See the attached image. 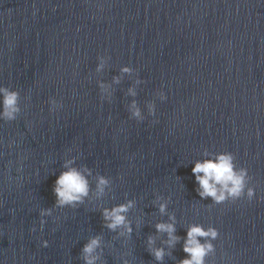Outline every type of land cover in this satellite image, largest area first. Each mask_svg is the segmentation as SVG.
<instances>
[{"label":"water","instance_id":"95a60500","mask_svg":"<svg viewBox=\"0 0 264 264\" xmlns=\"http://www.w3.org/2000/svg\"><path fill=\"white\" fill-rule=\"evenodd\" d=\"M0 86L21 109L0 120V264H84L94 236L96 264H179L192 225L218 230L199 238L213 245L205 264H264V0H0ZM205 153L246 169L239 198L198 196L191 169ZM73 158L92 190L58 208L54 183ZM128 200L131 234L109 230L102 210ZM170 216L172 248L155 227Z\"/></svg>","mask_w":264,"mask_h":264},{"label":"clouds","instance_id":"9594fccd","mask_svg":"<svg viewBox=\"0 0 264 264\" xmlns=\"http://www.w3.org/2000/svg\"><path fill=\"white\" fill-rule=\"evenodd\" d=\"M97 71H99L104 64L103 57L99 58ZM123 73H128L131 69L127 66L121 69ZM119 77H114V81L119 83ZM140 81H138L139 83ZM99 87L107 92V86L100 83ZM131 95H135L133 89H129ZM20 94L18 91L8 87L0 86V120L13 121L17 118L21 109L19 106ZM166 95L159 92V99L164 101ZM55 101H50L54 104ZM63 105L60 104L59 107ZM50 110H53L50 107ZM131 117L142 121L143 116L141 110L136 105L135 101L130 106ZM149 115H155V106L149 107ZM210 158L202 161L198 160L194 163L191 171L195 177L197 184V194L201 199L212 198L216 203L225 201L228 197L239 198L245 189V177L247 175L246 169L235 170L234 157L231 153L208 154ZM75 163L74 158L64 162V171L60 172L55 180L53 192L56 196L55 206L63 208L65 206H76L84 203L85 199L91 192L90 181L88 177L91 175V170L87 167L77 168L73 166ZM109 180L100 175L97 178L96 190L98 194H102L108 186ZM247 195L252 198L255 195L253 189H248ZM160 199L159 197L157 198ZM134 206V201L128 200L125 203L118 204L112 208H104L102 210V217L105 221V227L111 231H116L118 228H123L127 234H131L132 228L130 221L126 217V213ZM167 210V203L161 201L159 203V211L163 214ZM51 209H43L40 213V226L43 230L46 216H51ZM171 223H157L155 225L157 232L166 233L167 240L165 243L172 248L181 239L175 235V217L170 216ZM35 231V228H33ZM125 232L119 233L124 235ZM218 236V230L215 228L205 229L202 225H192L188 228L186 237L184 238L183 251L186 253L185 258L179 261V264H205V257L213 251V245L208 239L201 243L199 238L215 239ZM155 241L150 236L148 238V248L157 261H162L165 255L163 248L153 247ZM42 246L47 247L48 241H42ZM101 249V237L94 236L88 240L82 247V258L84 264H96L100 259L101 253L97 250ZM127 264V262H125Z\"/></svg>","mask_w":264,"mask_h":264}]
</instances>
